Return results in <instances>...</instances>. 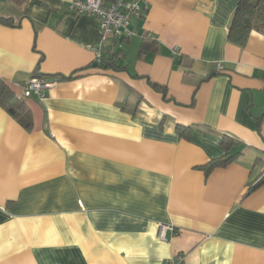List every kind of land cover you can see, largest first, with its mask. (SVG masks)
Masks as SVG:
<instances>
[{
    "label": "crops",
    "instance_id": "1",
    "mask_svg": "<svg viewBox=\"0 0 264 264\" xmlns=\"http://www.w3.org/2000/svg\"><path fill=\"white\" fill-rule=\"evenodd\" d=\"M73 1L0 0L33 119L0 106V264H264V31L229 40L241 0H148L120 42Z\"/></svg>",
    "mask_w": 264,
    "mask_h": 264
},
{
    "label": "built area",
    "instance_id": "2",
    "mask_svg": "<svg viewBox=\"0 0 264 264\" xmlns=\"http://www.w3.org/2000/svg\"><path fill=\"white\" fill-rule=\"evenodd\" d=\"M148 0H75L71 8L74 12L88 14L97 19L99 30L103 37H121L130 38L135 32L130 29L131 23L135 19L144 17L147 10ZM97 60L103 61L102 51H97ZM219 69L222 66L218 64ZM56 82L45 81L40 77L30 80L25 87V97L30 98L33 94L41 100L46 98L45 91L55 86ZM168 230L177 233L172 226L161 225L159 228V238L166 239ZM165 264H184V257L177 256L165 262Z\"/></svg>",
    "mask_w": 264,
    "mask_h": 264
},
{
    "label": "trees",
    "instance_id": "3",
    "mask_svg": "<svg viewBox=\"0 0 264 264\" xmlns=\"http://www.w3.org/2000/svg\"><path fill=\"white\" fill-rule=\"evenodd\" d=\"M0 21L10 23L14 26L17 25L11 23V20L6 18H0ZM253 30L264 31V0H241L233 16L229 30V40L240 47H244ZM143 45V47H145L146 43ZM106 62V58L103 57L101 66L107 67ZM0 106L11 115L15 116L27 129L32 128L33 119L31 114L26 110L24 100L19 98L3 80H0ZM222 143H224V140ZM235 156L236 155L232 157L228 156L225 159L214 160L204 167V169L208 173L216 167L226 166ZM262 183H264V179L261 183L252 186L248 193L253 192Z\"/></svg>",
    "mask_w": 264,
    "mask_h": 264
},
{
    "label": "water",
    "instance_id": "4",
    "mask_svg": "<svg viewBox=\"0 0 264 264\" xmlns=\"http://www.w3.org/2000/svg\"><path fill=\"white\" fill-rule=\"evenodd\" d=\"M124 38H125V36H124V35H123V36H121V37H120V42H123Z\"/></svg>",
    "mask_w": 264,
    "mask_h": 264
}]
</instances>
